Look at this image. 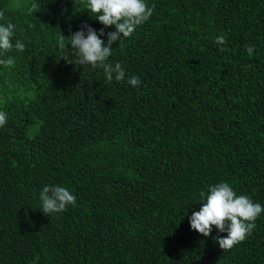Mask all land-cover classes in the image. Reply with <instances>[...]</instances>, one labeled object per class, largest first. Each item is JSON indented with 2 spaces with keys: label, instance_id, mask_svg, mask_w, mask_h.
<instances>
[{
  "label": "trees",
  "instance_id": "1",
  "mask_svg": "<svg viewBox=\"0 0 264 264\" xmlns=\"http://www.w3.org/2000/svg\"><path fill=\"white\" fill-rule=\"evenodd\" d=\"M145 3L152 16L109 58L126 79L109 82L60 58L69 27L115 31L87 0H0L25 44L0 65V264H264V211L224 251L213 237L227 233L189 223L220 182L264 206V0ZM46 185L76 205L45 216Z\"/></svg>",
  "mask_w": 264,
  "mask_h": 264
},
{
  "label": "clouds",
  "instance_id": "2",
  "mask_svg": "<svg viewBox=\"0 0 264 264\" xmlns=\"http://www.w3.org/2000/svg\"><path fill=\"white\" fill-rule=\"evenodd\" d=\"M88 10L96 14L98 20L105 28L115 26V31L105 33L104 28L97 30L88 24H82L80 30L72 32L65 39L71 45L72 56L63 54L65 45L60 44L63 58L69 64L90 65L92 68L103 70L107 81L123 82L126 72L120 62H109L112 55L113 44L130 37L138 26L144 24L152 16L154 6L148 7L145 0H87ZM38 3H33L28 12L31 14L37 8ZM4 13L0 11V17ZM16 26L8 22L0 24V65L13 66L14 58L5 55L13 48L24 51L25 44L17 41L13 44ZM107 36V41L100 37ZM218 44L225 43V37L217 38ZM249 55L254 51V46L247 49ZM219 51H226L221 47ZM127 83L132 87L141 85V80L136 76L127 78ZM7 123V113L0 112V127ZM202 206L199 211H194L189 218L190 228L204 237L211 235L213 226L218 233H227L226 236L217 235L213 240L218 243L220 249L229 250L236 244L245 240L255 229L257 217L264 211V206L246 195H237L232 186L227 182H220L208 187L206 191L199 193ZM41 202L40 211L45 216L62 213L67 206L76 205V196L66 187L59 185H46L39 192Z\"/></svg>",
  "mask_w": 264,
  "mask_h": 264
}]
</instances>
